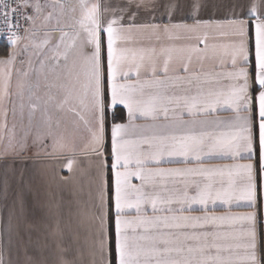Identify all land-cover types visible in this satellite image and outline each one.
Returning a JSON list of instances; mask_svg holds the SVG:
<instances>
[{
  "label": "snow or ice",
  "instance_id": "1",
  "mask_svg": "<svg viewBox=\"0 0 264 264\" xmlns=\"http://www.w3.org/2000/svg\"><path fill=\"white\" fill-rule=\"evenodd\" d=\"M150 3L124 0L113 6L111 0L46 4L0 0V38L11 46L6 55H0L4 117L0 128L8 137L6 150L25 147V141H17L14 128L7 125L8 103H13L15 114L13 70L18 75L15 95L21 100L25 91L31 99L32 89L40 86L43 77L46 87L62 92L56 106L67 108L83 122L87 140L81 153L95 158L97 196L88 217L95 229L88 251L90 264H264V231L259 227L264 212V0H234L232 14L224 21L136 23L140 9ZM190 7L197 13L201 5L192 0ZM46 8L52 10L45 15ZM41 16L45 22L55 16L57 24L64 22L71 32L59 29L60 40L50 57L44 55L47 33L42 42L33 41L32 55L39 67L29 58L27 68L16 69L17 46L34 35L24 28L22 36L19 21L23 18L34 26ZM202 26L226 29L219 35L231 38L220 46L223 50L217 58L222 71L190 69L193 54L208 48L207 32L198 38L203 49H162L159 66L154 48L146 54L143 49L120 46L133 31H163L172 38L175 29L195 32ZM28 47L25 44L23 50ZM174 53L179 62L175 68ZM142 72L149 78L141 80ZM132 73L135 80H129ZM49 100L56 97L50 95ZM121 106L126 109V121ZM30 107L34 111L38 104ZM221 110L231 114L215 115ZM48 135L54 152L74 151L62 136L51 130ZM215 155L234 162L206 163ZM166 164L182 166H161ZM66 167L72 170V159ZM134 179L139 183H133ZM218 201L229 210L217 213ZM194 205L200 206L199 215L192 214ZM242 205L249 210H230ZM131 211L134 216L128 215ZM12 221L9 213L8 245L0 243V264H20L12 258V235L19 228ZM27 264H32L31 258ZM58 264L77 261L61 258Z\"/></svg>",
  "mask_w": 264,
  "mask_h": 264
},
{
  "label": "crops",
  "instance_id": "2",
  "mask_svg": "<svg viewBox=\"0 0 264 264\" xmlns=\"http://www.w3.org/2000/svg\"><path fill=\"white\" fill-rule=\"evenodd\" d=\"M102 3L108 0H101ZM124 0H111L113 6L122 5ZM201 7L197 13H193L190 5L192 0H151L147 8L140 9L136 23L138 24H188L192 25L196 19L202 21H224L232 14L234 0H198ZM51 3V0H43V4ZM170 4H176L175 9H170ZM51 8L45 9V15ZM70 23V21L68 22ZM71 32V29L60 25L54 18L51 21L43 20V40L46 33L49 45L44 55H52L51 48L60 40L59 29ZM215 27H200L195 32L184 29H175L169 34L160 31L131 33L130 39L122 42L120 46L139 51L145 50L150 54L151 49L156 50L158 66L162 64L164 54L162 49L169 47L183 48L185 50L198 46L203 49L204 44L200 42L204 33H208V48L199 54H193L190 69L197 72L216 73L222 71L219 53L222 52L221 45L227 44L230 37L219 35L220 31ZM159 36V39H157ZM179 37L177 39L176 37ZM68 42H70V38ZM215 46V47H213ZM172 67H178L179 62L173 54ZM199 56L200 58H197ZM183 74V73H181ZM141 80L149 78L141 73ZM14 73L12 75L11 89L14 85ZM135 74L129 76V80H135ZM51 82V78L50 81ZM3 77L0 76V85ZM43 89L33 91L31 99L29 93L24 99L12 101L15 104L13 114V103H8L7 125L9 129L15 130L16 140H24L23 150L17 149L13 152L7 149L8 137L0 128V243L8 245L9 213L13 214V224L19 225L18 234L14 231L12 235V258L20 264H27L31 258L32 264H58L61 258L76 260L77 264H90L91 257L88 251L95 231L94 225L88 217L94 211L97 196V177L95 158L81 153V149L87 140V129L79 116L56 106V102L62 98V92L57 88L45 86ZM13 91V89H12ZM56 100H49V96ZM39 97V100L36 98ZM21 103L23 108H21ZM31 103H37L38 107L33 111ZM126 121V109H123ZM228 111H218L215 115L228 116ZM88 119L86 112H81ZM188 117L185 116V119ZM150 121L138 120L137 123ZM4 123L2 111H0V125ZM51 125V129L49 128ZM62 136L65 141L74 146V151L54 152L53 138L48 135L49 131ZM106 136L110 148V126ZM26 138V139H25ZM73 160L72 170L66 167L68 160ZM234 161L230 157L215 155L206 163L230 164ZM240 162H244L241 160ZM162 167H177L182 165H161ZM67 178V179H64ZM133 183H139L134 179ZM211 207V206H210ZM193 215L200 214V206L194 205ZM229 210L227 205L217 202L215 211L223 213ZM231 211H247L243 205L233 206ZM149 215L151 211L149 210ZM134 216L135 212L128 213ZM260 229L264 231V212L259 216Z\"/></svg>",
  "mask_w": 264,
  "mask_h": 264
},
{
  "label": "rangeland",
  "instance_id": "3",
  "mask_svg": "<svg viewBox=\"0 0 264 264\" xmlns=\"http://www.w3.org/2000/svg\"><path fill=\"white\" fill-rule=\"evenodd\" d=\"M39 2L41 4H43V0H39ZM26 12H27V14H32L31 9H27ZM27 28H29L30 31L34 33V35L31 36L30 39L22 40L19 43V45L17 46V51L20 53V55L17 58V62H16V65H15L16 69L23 70V69L27 68V61H28L29 58H31L33 60L34 65L36 67H39L38 63H36L37 57L32 55V53L34 51H36V49L32 46V44H33V41L35 43H40V42L43 41V17L41 16L40 18L36 19L34 26L27 22ZM24 35H25V33H24ZM24 35H22V36H24ZM25 44L29 45L27 51L23 50ZM10 49H11V46H10ZM41 58H43V57H41ZM21 60H23L25 62L23 65L20 63ZM13 73H14L15 79H14V85H13L12 89H13V93L15 95L16 88H17L18 75H17V72L15 70H13ZM29 79H31V73L29 74ZM39 83H40V86L39 87H34L32 89V92L33 91H40V90L43 89V77L40 78V82ZM26 93H28V92L25 91L24 95ZM13 99L15 101H20L21 100L16 95L13 97ZM23 99H24V96H23Z\"/></svg>",
  "mask_w": 264,
  "mask_h": 264
},
{
  "label": "trees",
  "instance_id": "4",
  "mask_svg": "<svg viewBox=\"0 0 264 264\" xmlns=\"http://www.w3.org/2000/svg\"><path fill=\"white\" fill-rule=\"evenodd\" d=\"M6 39L0 38V55H6L7 51L10 50V45L6 46Z\"/></svg>",
  "mask_w": 264,
  "mask_h": 264
},
{
  "label": "built area",
  "instance_id": "5",
  "mask_svg": "<svg viewBox=\"0 0 264 264\" xmlns=\"http://www.w3.org/2000/svg\"><path fill=\"white\" fill-rule=\"evenodd\" d=\"M19 23L21 25L20 34L22 35L24 33L23 32V29L26 28V26H27V22L23 18H21L20 21H19Z\"/></svg>",
  "mask_w": 264,
  "mask_h": 264
}]
</instances>
